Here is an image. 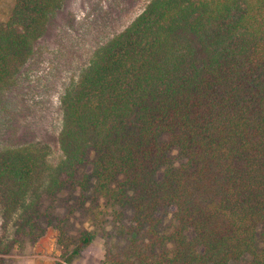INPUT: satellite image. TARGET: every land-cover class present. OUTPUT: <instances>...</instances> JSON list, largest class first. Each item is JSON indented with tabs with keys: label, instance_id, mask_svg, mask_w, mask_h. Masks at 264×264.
Listing matches in <instances>:
<instances>
[{
	"label": "trees",
	"instance_id": "trees-1",
	"mask_svg": "<svg viewBox=\"0 0 264 264\" xmlns=\"http://www.w3.org/2000/svg\"><path fill=\"white\" fill-rule=\"evenodd\" d=\"M62 1L13 0L0 20L7 203L36 174H74L84 161L90 185L70 183L131 210L126 243L107 248L105 264H264V0H146L66 80L58 62L38 72V40ZM170 147L183 164L167 165ZM90 239L81 233L71 255Z\"/></svg>",
	"mask_w": 264,
	"mask_h": 264
},
{
	"label": "rangeland",
	"instance_id": "rangeland-1",
	"mask_svg": "<svg viewBox=\"0 0 264 264\" xmlns=\"http://www.w3.org/2000/svg\"><path fill=\"white\" fill-rule=\"evenodd\" d=\"M145 2L63 0L38 40L39 49L43 50L39 63L43 69L38 72L47 77L49 66L58 62L59 76L63 80L74 77L92 48L122 29ZM12 4L13 0H0V20L6 19ZM55 101L54 97V104L45 103L51 115L49 130L56 120ZM48 144L55 153L54 142L48 140ZM167 156L170 167H177L185 160L175 147H170ZM87 169L88 163L83 161L74 174H36L28 190L21 194L23 200L14 206L7 203L15 195L13 185L0 188V264H53L55 261L105 264L107 248L110 252H118L124 246L127 229L132 223L131 210L94 196L89 188L80 189L70 183L72 178H85L87 174L83 173ZM87 181L90 185L91 180ZM154 216L161 230L166 232L172 223L170 209L161 208ZM58 222L63 224L61 230L66 236L63 243L56 241V226L61 224ZM83 232L91 235L89 244L71 255ZM255 240L261 246L259 235ZM163 245L164 248L172 246L170 241Z\"/></svg>",
	"mask_w": 264,
	"mask_h": 264
}]
</instances>
